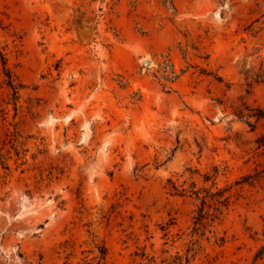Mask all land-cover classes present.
<instances>
[{"label": "rangeland", "instance_id": "obj_1", "mask_svg": "<svg viewBox=\"0 0 264 264\" xmlns=\"http://www.w3.org/2000/svg\"><path fill=\"white\" fill-rule=\"evenodd\" d=\"M0 48V264H264V0H0Z\"/></svg>", "mask_w": 264, "mask_h": 264}, {"label": "trees", "instance_id": "obj_2", "mask_svg": "<svg viewBox=\"0 0 264 264\" xmlns=\"http://www.w3.org/2000/svg\"><path fill=\"white\" fill-rule=\"evenodd\" d=\"M0 53L2 54V56L4 58V54L2 53L1 48H0ZM9 84L11 86H13L17 90L18 86L15 85V83H14L12 78L9 80ZM246 108L249 109L250 111L246 112L243 109H241L238 114H239L240 117L246 118L248 123L253 128H255L256 127V122L252 120V117H256V121H258L260 118L264 117V109L259 108V107H250L248 104H246ZM219 195H222V194H219ZM203 218H204V214L201 213L200 217L198 218V222H201L200 220H202ZM260 253H264V246L262 247Z\"/></svg>", "mask_w": 264, "mask_h": 264}]
</instances>
